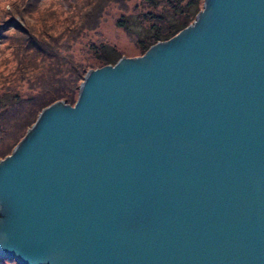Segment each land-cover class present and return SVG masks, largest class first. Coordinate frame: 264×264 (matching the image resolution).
Returning <instances> with one entry per match:
<instances>
[{
    "label": "water",
    "instance_id": "water-1",
    "mask_svg": "<svg viewBox=\"0 0 264 264\" xmlns=\"http://www.w3.org/2000/svg\"><path fill=\"white\" fill-rule=\"evenodd\" d=\"M0 260L264 264V0H204L44 109L0 161Z\"/></svg>",
    "mask_w": 264,
    "mask_h": 264
},
{
    "label": "trees",
    "instance_id": "trees-1",
    "mask_svg": "<svg viewBox=\"0 0 264 264\" xmlns=\"http://www.w3.org/2000/svg\"><path fill=\"white\" fill-rule=\"evenodd\" d=\"M203 4L204 0H0V159L12 152L43 109L60 101L75 105L90 70L115 65L126 56L102 37L108 18L120 14L116 28L142 56L186 29ZM93 36L100 39L91 41Z\"/></svg>",
    "mask_w": 264,
    "mask_h": 264
},
{
    "label": "rangeland",
    "instance_id": "rangeland-1",
    "mask_svg": "<svg viewBox=\"0 0 264 264\" xmlns=\"http://www.w3.org/2000/svg\"><path fill=\"white\" fill-rule=\"evenodd\" d=\"M133 7V6H132ZM9 8V7H8ZM203 9V8H202ZM132 10H133V8H132ZM120 18V14H115L114 15V17L112 16L111 18H108L107 19V22L105 23V24H103V26H102V30H101V33H102V37L103 38H105V40L107 41V42H109V43H111V44H113V45H116L117 47H119L125 54H126V56H128V55H130V56H134V55H139L138 54V50L136 51V47H134L133 46V44L132 43H130V42H127L125 39H127L126 37H125V35H124V33L123 32H121V31H119L117 28H116V20L117 19H119ZM100 38L99 37H95V36H93L92 37V39H91V41H94V42H97L98 40H99ZM126 56H124V57H126ZM97 70V69H96ZM91 71V70H90ZM80 90V89H79ZM78 95H79V93H78ZM77 100H78V98H77ZM77 102V101H76ZM76 104V103H75ZM74 106V105H73ZM48 108V107H47ZM46 109V108H45ZM44 110V109H43ZM42 110V111H43ZM41 111V112H42ZM41 112L39 113V115L41 114ZM39 115H38V117H39ZM38 117H37V119H38ZM37 119H36V121H37ZM36 123V122H35ZM34 123V124H35ZM33 124V125H34ZM32 125V126H33ZM32 126L30 127V128H28L27 130H26V134H27V132L32 128ZM26 134H25V136H26ZM24 136V137H25ZM23 137V138H24ZM23 138L20 140V142L23 140ZM19 142V143H20ZM18 143V144H19ZM17 144V145H18ZM17 145L13 148V150H12V152L14 151V149L17 147ZM12 152L8 155V156H10L11 154H12ZM8 156H6V157H8ZM5 157V158H6ZM4 158V159H5ZM4 159H0V161L1 160H4Z\"/></svg>",
    "mask_w": 264,
    "mask_h": 264
}]
</instances>
